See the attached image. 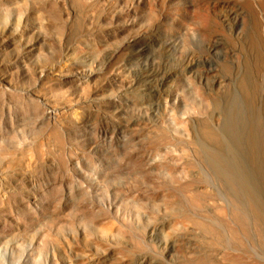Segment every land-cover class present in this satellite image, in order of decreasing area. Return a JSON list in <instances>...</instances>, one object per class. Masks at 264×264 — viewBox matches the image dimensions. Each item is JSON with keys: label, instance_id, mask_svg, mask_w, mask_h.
I'll use <instances>...</instances> for the list:
<instances>
[{"label": "rangeland", "instance_id": "rangeland-1", "mask_svg": "<svg viewBox=\"0 0 264 264\" xmlns=\"http://www.w3.org/2000/svg\"><path fill=\"white\" fill-rule=\"evenodd\" d=\"M36 1L33 6L37 5ZM40 1L53 9L43 17L45 24L36 18L30 21L24 43H33V49H25L24 45L18 51L11 47V52L4 56V72L8 77L5 81L0 79V145L17 151L31 149L35 157L30 179V176L23 181L17 176L0 179L1 187L12 190V194L18 192L14 197H18L17 203L9 207L10 211L8 208L0 211V264L15 260L18 263L30 252L27 242L18 245L7 234L15 230V221L28 226V221L41 216L38 221L42 222L48 213L46 206L64 197L68 188L71 203L77 204L83 192L81 188H87L88 184L100 183L107 189L124 181L140 189H170V193L174 189L176 192L184 187L205 186L209 190L206 199L226 212L223 218L211 210L199 212L202 218L216 222L227 239L229 252L225 247L214 248V252L221 250L218 257L221 253L231 255L243 264H264V0H202L205 6L211 4V7L217 1L216 5L224 7H221L223 11H216L218 26L213 25L203 34L189 18L202 3L200 0H148L154 8L153 15L144 7L140 13L139 7L140 25L150 26V34L159 37L156 44L161 39L158 46L148 50L160 74L168 78L165 89L169 99L161 104L150 100L152 96L143 97L144 100L137 98L134 89L138 86L131 81L134 74L130 69L121 70L123 81L116 85L106 81L110 73L129 61L135 62L137 57L130 54L132 47L120 42L122 37L113 35L103 41L99 39L101 36H96L97 32L94 37L85 31L93 16L91 8L95 18L102 13L100 3L79 0L78 8L72 11L69 0H65V5L53 0ZM1 11L8 16V11L0 6L3 16ZM71 32L74 33L67 34ZM62 33L68 35L65 43L56 38ZM65 63L68 67L71 63L72 69L93 67L94 77L88 79L83 75L73 79L50 73L37 76V71H56ZM95 88L116 93L121 103L140 99L143 103L139 114L143 119L133 128L119 127L114 120L122 116L116 114L113 102L106 99L95 107L82 99ZM73 112L80 119L72 122ZM157 125L178 136L179 141H175L179 144L174 141L173 147L170 145L171 154L157 150V155L167 159L156 165L146 161L153 150L150 142L145 143L144 135L149 127ZM55 128L62 133L56 131L57 136L52 135ZM179 148L188 151V158H192L190 162H178L182 166H173L177 164L173 159L181 153ZM83 174L91 178L86 179ZM26 199L30 201L26 203ZM239 209L246 213L245 221L235 215ZM200 246L196 247L200 248L196 249L199 254L205 251L202 247L210 248ZM211 248V255L207 253L216 258ZM213 257L215 264H224L222 257L217 260Z\"/></svg>", "mask_w": 264, "mask_h": 264}, {"label": "bare ground", "instance_id": "bare-ground-1", "mask_svg": "<svg viewBox=\"0 0 264 264\" xmlns=\"http://www.w3.org/2000/svg\"><path fill=\"white\" fill-rule=\"evenodd\" d=\"M35 1L36 0H0V6L2 9L8 11V16L6 13H4V11H1L3 16H0V79L4 81L8 77H6V72H4L6 71V62H4V56L6 52L10 51L11 47H14L15 50L20 51L24 45L25 49H33V43L31 45L24 43V39L29 33V24L31 23L30 21H33V18H36L37 22L41 24L44 23V21L42 22L43 17L47 15L48 11L53 9V6L47 7L39 3L41 2L40 0H37V5L33 6ZM53 1L56 4H66L65 0ZM69 1L70 6L73 9L72 11H75L78 8L77 3H79V0ZM93 2H95V5L97 3L102 5V15L100 14V16L98 15V17L95 18V11L91 8L93 13L91 15L93 16H91L92 19L88 20L89 24L85 26V31H87V33L90 32V34L93 35L94 32H97L98 34L96 36H101L99 39H103V41L109 37L113 38L119 36L120 39L122 37L120 42L125 46L132 47L133 49H130V54L132 57H137L135 62L127 61V64H123V66L117 68L116 71L110 73L106 77L108 84L112 83V85H116L118 82L123 81L122 77H120L121 70L125 68L130 69L134 74V78L131 81L133 84L135 83L138 86V89H134V94L137 96V98L141 97V100H144L143 97H149L150 99V96H152L150 100L154 99L158 103L162 101L165 103V100H167V98L169 99V95L165 89V81L168 80V78L160 74L161 71L158 64L153 60L148 51L151 49L153 50V48L158 43H160L161 39L156 44L158 41L157 38L159 37L155 36L154 34H150V26L146 24V26L140 25L141 18H139V14L142 10L147 8L149 15H153L152 12L154 8L151 7L150 1L94 0ZM216 2L210 7L211 4L209 6H205L203 5L202 1V3L200 2L201 4H198L199 6L195 8V10H197H194L189 15V18L192 20V22H194V25L199 26L197 31H200L201 29L199 32L200 34H203L204 31L207 33L208 30L212 29L213 25L218 26V24H216V11L218 9H222L221 11H223L224 7H219V5H216ZM218 4H220V2ZM224 5L227 6V4ZM90 7H92V5ZM139 7L141 8L139 11L140 13H138ZM142 7H144V9H142ZM200 10L204 12H201ZM63 30H65V28ZM58 32L59 31H57V33ZM64 32H66V30ZM73 33L74 32L67 34ZM148 34H150V38ZM146 35H148V38ZM57 36L58 37L56 38L60 43L64 41L66 42L68 39V35L64 36L63 33ZM17 53L19 54V52ZM61 66V68L59 67L56 71L49 69L37 71V76L39 77L45 73H50L56 77L70 76L73 79H79L85 75V77L89 79L94 77L95 74L93 67L79 70L76 69L77 67L72 69L71 63H69V67L67 63H65V66L64 64ZM160 67L162 66L160 65ZM34 75H36V72ZM89 92V96L86 95V97H83L82 99L94 105L95 107L106 99L116 105V114L122 117H118V119H115L114 117L115 120H113L119 127L122 126L124 128H133L135 125L137 126V124L140 123L141 119H143L142 115L139 114V107L142 105L141 102L143 103V101H140V99H138L139 101H135L133 98L132 100H127L125 103H121L119 97L115 95L116 93L114 94L113 92L109 91L102 92L96 88L93 91L91 90L90 93ZM84 93L85 92H83V94ZM128 110H130V112H128ZM127 112L132 114H128ZM126 113L129 116H125L124 114ZM79 116L80 115H77L73 112L72 115L70 114L71 121H77L80 119ZM65 122L67 123V120ZM157 126L158 127H149V130L145 132L146 134L144 135L145 139L147 140L145 143L148 144L150 142L149 144L151 146L149 147H151L152 150L156 152L154 153L152 151V153H149L151 151H148L149 155H147L148 158L146 157V161L147 163H155L156 165L165 163V160L167 159L160 157V154L157 155V150L159 152L164 151L163 154H168L171 150L170 145L172 144L171 146L173 147L174 141L176 139L179 141L178 136L174 135V133L169 134L168 130H165L164 127L161 125ZM56 131H59V135L62 133V131L60 133L58 128H55V132H51L52 135L55 134L57 136L58 133ZM177 144H179V142ZM177 144L175 143L174 145ZM11 149L12 148L9 149L5 144L0 145V179L4 180L8 177L13 178L15 176H17L18 179L20 178V180L23 178L22 181L24 178L29 176L30 179L31 175L29 171L32 170L31 166L35 159L31 153V149L28 151H17V149ZM185 150L187 151V149ZM180 151L181 153H177L178 155L174 153L177 155H175V159H173L174 157L171 156V160L173 159V161L177 163L174 165L172 164L173 166H182L179 163L191 161L190 159L192 157L189 159L188 157H190V155L187 156L188 151L187 153L181 149ZM146 161H144V163H146ZM167 164L169 165V163ZM84 176L86 179L91 178L87 175ZM202 179L203 182L206 183L205 178ZM89 183H91L90 180ZM135 187L125 183V181L114 184V186L110 188L107 187V189H105L100 183H95L93 185L88 184L87 188L80 187L83 192L80 193V201L77 204L71 203V198L68 197L71 190L68 188L66 192L68 195L65 194L64 197L56 200L55 203L52 202L49 207L46 206L49 209L45 208L48 210V213H46L47 215L44 216L46 217L45 220H41L42 222L38 221L41 219L40 215V217L38 216V220L33 219L28 221V226L21 224L20 221H15V230H12L13 232L10 230L11 232L7 234L11 239L16 240L18 245H22L23 243L27 242L30 246V252L26 258H22V260L18 263L15 260V262H10L9 264H215L211 259L213 255L211 257L207 253V251H209L211 255V247L213 248V250L211 248L213 254H216V252H214L215 249H223L224 247L229 252V249L225 244L227 239L225 240V238H223L222 235L224 234H222L221 230V232L218 230V226L215 224L216 222L214 221L215 223H213L212 220H207L208 218H202L199 215L200 211L210 212L211 210V212L213 211V214L216 213L220 215L219 217L223 218V216H226V212H224L223 208H217V205L215 206L213 203H211L212 201L209 202L206 199L207 196L209 197V190H207L205 186L203 188L200 186V188L193 187V189L184 187L183 189H180V191L176 190V192L174 191L175 189L173 190L174 192L171 189L173 193L168 192L170 189L167 191V189L153 190L149 188L140 189ZM80 188H78V190ZM15 191L18 190L15 189ZM12 193V190H8L0 186V211L7 208L8 211H10L9 209L11 208L9 207L14 206L15 203H17L16 199L18 197L16 199H14V197L18 192H15L16 195L15 193ZM204 195H206L205 198ZM177 196L178 199L176 198ZM20 198L22 200V196ZM27 200L28 199L25 200L26 203ZM206 200L208 201L207 203ZM18 210H20V208ZM235 215L238 217V220L240 219V221H245L247 217L246 213L242 210L237 211ZM44 217H42V219ZM206 233L208 236L204 235ZM237 239L238 238L236 237L235 240ZM238 241L241 242L242 240L240 239ZM203 244L204 246H208L207 248H210L206 250L205 247H202ZM12 246L14 248L17 247L15 244ZM199 246L202 247V249L204 248L206 251L205 252L204 250H201L204 251V253H202L203 255L201 253L199 254V251L196 250L200 249L196 248ZM17 250L19 251L20 249L16 248V251ZM224 250L223 253L225 251L227 253V250ZM216 251L217 254L218 252H221V250ZM204 255L209 256L211 260L209 258L207 259V256L204 257ZM11 256L13 255L11 254L10 257ZM14 256L16 257V255ZM220 257H222L221 259L224 264H243L241 259H239L240 261L237 260V257L233 259L231 255L227 256V254H224L222 256L221 253Z\"/></svg>", "mask_w": 264, "mask_h": 264}]
</instances>
